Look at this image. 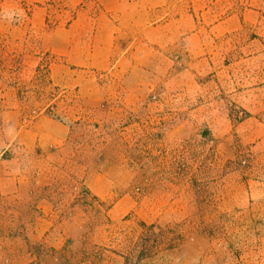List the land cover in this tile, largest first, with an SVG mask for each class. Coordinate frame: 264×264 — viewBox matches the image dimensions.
Returning <instances> with one entry per match:
<instances>
[{
    "label": "rangeland",
    "instance_id": "obj_1",
    "mask_svg": "<svg viewBox=\"0 0 264 264\" xmlns=\"http://www.w3.org/2000/svg\"><path fill=\"white\" fill-rule=\"evenodd\" d=\"M0 185V264H264V0H0Z\"/></svg>",
    "mask_w": 264,
    "mask_h": 264
},
{
    "label": "crops",
    "instance_id": "obj_2",
    "mask_svg": "<svg viewBox=\"0 0 264 264\" xmlns=\"http://www.w3.org/2000/svg\"><path fill=\"white\" fill-rule=\"evenodd\" d=\"M46 1H49V0H46ZM43 15V14H42ZM81 15V14H80ZM82 16L83 15H81L79 18H78V20H76V21H74V23L72 24V27L78 22V23H80L81 21H82ZM42 18H43V16H42ZM87 24H89V20L86 18V19H83ZM44 21H45V17H44ZM82 48H85L86 49V46L85 45H83L82 46ZM79 54H81L83 57H88V52H87V49L86 50H82V52H80ZM37 126V125H36ZM34 128L35 127H30V129L29 130H26L27 131V133L29 134L28 136L31 138L30 140H32L31 141V143H30V147H29V150L31 151V152H33V150H34V152H36V150H37V138H34L33 139V137H35L36 136V132H35V130H34ZM34 142V143H33ZM1 187H3V186H1L0 185V189H1ZM0 191H2V190H0Z\"/></svg>",
    "mask_w": 264,
    "mask_h": 264
}]
</instances>
